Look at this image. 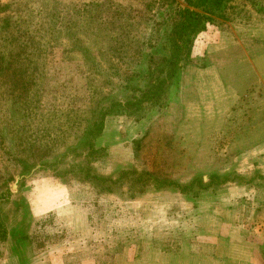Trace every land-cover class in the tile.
Returning a JSON list of instances; mask_svg holds the SVG:
<instances>
[{"label":"rangeland","instance_id":"rangeland-1","mask_svg":"<svg viewBox=\"0 0 264 264\" xmlns=\"http://www.w3.org/2000/svg\"><path fill=\"white\" fill-rule=\"evenodd\" d=\"M185 7L0 0V264H264V0H227L125 107Z\"/></svg>","mask_w":264,"mask_h":264},{"label":"trees","instance_id":"trees-1","mask_svg":"<svg viewBox=\"0 0 264 264\" xmlns=\"http://www.w3.org/2000/svg\"><path fill=\"white\" fill-rule=\"evenodd\" d=\"M186 7L182 9L179 13V20L172 24L170 29V34L167 38L166 55L162 58V71L157 77L153 78L148 86H145L141 89L134 87H129V96L125 101V107L135 108L141 102H152L157 100L160 94L163 91V87L167 79L171 78L177 69V63L180 59L181 54V44L184 40H187L191 35L202 32L205 25L209 22L210 16L218 13L223 7L224 3L227 0H183ZM23 49V47H21ZM154 55V54H153ZM1 58V57H0ZM150 58V57H148ZM2 59L0 60V75L3 74V64ZM148 60V59H147ZM18 83V81H17ZM14 81L12 88L15 92L20 91V84H17ZM23 91V90H22ZM138 93V94H137ZM17 99L16 95L12 97V103ZM17 112H19L18 102L16 103ZM20 114L23 115V112L20 108ZM101 117V115H100ZM98 121V122H97ZM93 122L89 126L90 133L89 135L94 136L96 133L92 131H99L101 125V119L98 117V120ZM85 138V137H84ZM13 160L16 165L23 166V162L20 160ZM24 169V166H23ZM11 177V176H9ZM7 178V177H6ZM12 178H2L3 182L11 181ZM5 239L4 225H0V242Z\"/></svg>","mask_w":264,"mask_h":264}]
</instances>
